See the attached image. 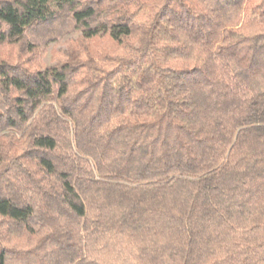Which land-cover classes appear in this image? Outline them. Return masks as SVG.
I'll return each mask as SVG.
<instances>
[{
  "label": "trees",
  "instance_id": "trees-1",
  "mask_svg": "<svg viewBox=\"0 0 264 264\" xmlns=\"http://www.w3.org/2000/svg\"><path fill=\"white\" fill-rule=\"evenodd\" d=\"M73 30L130 51L0 57V264H264V0H0Z\"/></svg>",
  "mask_w": 264,
  "mask_h": 264
},
{
  "label": "rangeland",
  "instance_id": "rangeland-1",
  "mask_svg": "<svg viewBox=\"0 0 264 264\" xmlns=\"http://www.w3.org/2000/svg\"><path fill=\"white\" fill-rule=\"evenodd\" d=\"M27 40L0 45V57L12 63L22 62L30 68H46L67 59L72 52L83 59L91 55L101 62L104 56L123 55L130 51L128 42L118 43L108 35L86 38L74 30L63 34L49 31L34 45H29ZM7 135H14L18 141L21 139V135L9 131L3 132L1 137Z\"/></svg>",
  "mask_w": 264,
  "mask_h": 264
}]
</instances>
